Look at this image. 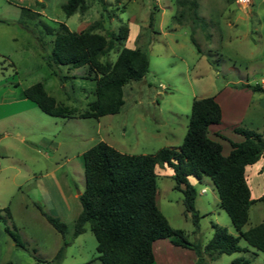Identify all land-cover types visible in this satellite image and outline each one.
Returning a JSON list of instances; mask_svg holds the SVG:
<instances>
[{
	"label": "rangeland",
	"instance_id": "obj_1",
	"mask_svg": "<svg viewBox=\"0 0 264 264\" xmlns=\"http://www.w3.org/2000/svg\"><path fill=\"white\" fill-rule=\"evenodd\" d=\"M65 1L0 0V103L40 82L56 103L72 111V117L62 118L32 104L27 108L14 103L6 108L8 116L0 118V264H101L87 225L80 234L71 235L80 210L77 194L84 186L81 154L98 141L128 154L177 147L191 100L204 96H212L222 113L219 133L225 139L216 137L222 154L229 149L228 140H238L233 138L236 134H227L225 126L230 122L260 133L264 140V93L245 86L264 78V0H196L197 17L176 0H85L83 11L65 17L61 11ZM59 23L71 31L91 26L101 34L126 25V39L115 42L101 61L113 62L121 46L147 55L144 76L122 86L117 112L98 118L77 116L94 99V76L85 65H47ZM154 170L155 204L186 240L206 244L213 225L237 235L208 176L189 179L196 192L194 227L184 210L182 192L173 187L171 169L163 165ZM244 174L251 198L260 196L264 156L246 166ZM38 208L66 224L63 235ZM260 222H264L262 203L254 200L241 230ZM7 230L17 236L21 247ZM237 244L241 250L220 254L208 264H231L234 258L264 264L262 252L242 238ZM60 246L62 255L55 261ZM151 250L153 263L185 264L194 257L192 250L171 244L169 238L155 240Z\"/></svg>",
	"mask_w": 264,
	"mask_h": 264
},
{
	"label": "trees",
	"instance_id": "obj_2",
	"mask_svg": "<svg viewBox=\"0 0 264 264\" xmlns=\"http://www.w3.org/2000/svg\"><path fill=\"white\" fill-rule=\"evenodd\" d=\"M176 3L187 4L191 15L197 17L196 0H176ZM85 7V0H66L61 4V11L67 17L76 11H83ZM152 19L150 12L149 25ZM44 30L51 33L48 27L44 26ZM127 34L126 25H119L116 32L107 30L101 34L93 31L91 26L71 31L64 23H59L58 30L53 33L52 47L46 56L47 65H85L94 76V99L87 104L85 111L77 114L78 117L98 118L117 112L122 103V86L130 80H140L147 71V55L138 48L121 46L113 62L100 60L115 46V42L124 41ZM245 86L264 93V88L258 83ZM22 94L47 115L72 117V111L56 103L40 82L27 86ZM220 117V107L212 96L193 98L186 130L177 147L128 154L98 141L84 150V186L77 194L80 210L73 220L71 235L80 234L87 225L95 239L96 258L101 264H150L153 261L151 244L161 238H169L171 244L192 250L193 264H208L220 254L241 250L238 238L264 254V222L241 230L252 201L262 203L264 214V176L261 195L252 199L244 174L245 167L262 155L264 140L260 133L236 126L232 131L240 135L241 140H228L229 150L222 154L221 144L208 136V126L219 123ZM214 135L225 139L219 133ZM163 165L171 169L173 187L182 192L184 210L190 214L194 227H197L198 220L193 206L196 192L188 177L199 181L205 175L211 180L219 207L227 214L237 235H230L224 228L213 225L209 240L200 245L186 240L180 230L172 228L155 204L154 167ZM40 212L52 228L63 235L66 224ZM7 232L14 244L21 247L17 236ZM61 255L62 246L53 259L58 261ZM240 263L246 264L247 260L234 258L231 261V264Z\"/></svg>",
	"mask_w": 264,
	"mask_h": 264
},
{
	"label": "crops",
	"instance_id": "obj_3",
	"mask_svg": "<svg viewBox=\"0 0 264 264\" xmlns=\"http://www.w3.org/2000/svg\"><path fill=\"white\" fill-rule=\"evenodd\" d=\"M259 81V80H258ZM257 81V82H258ZM21 104V105H23V106H25V107H27V108H29L30 106H34L35 104L32 102V101H30L29 99H27V98H25L24 96H23V94H22V91H21V94L18 96V97H15V98H12L11 100H9V101H2L1 103H0V108H1V110H0V118L1 117H3V116H8V112H7V110L8 109H6L7 108V106L8 105H10V104ZM30 104H32V105H30ZM36 106V105H35ZM62 118H67V117H62ZM222 120H223V117H222V113H221V117H220V121H219V123H217V124H214V125H209V128H208V136L210 137V138H212L213 140H216V141H218L219 143H220V141L219 140H217L216 139V137L218 138V139H220V140H223V139H221V138H219L218 136H215L214 135V133L216 132V133H219V129H223L221 126H222ZM236 122H230L229 124H228V126H225V128L228 130V135L230 136L231 134L232 135H234V134H236V133H234L233 131H232V128L233 127H236V125L237 124H235ZM209 132L210 133H212L211 135L212 136H210L209 135ZM234 133V134H233ZM220 134V133H219ZM222 135V134H221ZM237 136H235V137H233L234 139H238L237 141H239V140H241V136L240 135H238V134H236ZM221 142H223V141H221ZM221 144V143H220ZM229 150V149H228ZM228 152V151H227ZM222 153V152H221ZM226 154V153H225ZM81 156H82V154H81ZM258 161V160H257ZM83 163V162H82ZM255 163V162H254ZM253 163V164H254ZM252 165V164H251ZM248 166V165H247ZM154 169H155V167H154ZM245 170V169H244ZM155 171V170H154ZM189 179H193L192 177H188V180ZM246 179V178H245ZM249 193H250V190H249ZM258 197V196H257ZM256 197V198H257ZM250 198H251V194H250ZM256 198H252V199H256ZM154 242V241H153ZM154 257H153V261L150 263V264H168L167 262H157V263H153L154 262ZM193 261H194V257L193 258H189V260H188V262L187 263H185V264H193Z\"/></svg>",
	"mask_w": 264,
	"mask_h": 264
},
{
	"label": "built area",
	"instance_id": "obj_4",
	"mask_svg": "<svg viewBox=\"0 0 264 264\" xmlns=\"http://www.w3.org/2000/svg\"><path fill=\"white\" fill-rule=\"evenodd\" d=\"M236 1L244 3L246 0H236ZM256 83H258L260 85V87L264 88V78H260L259 81ZM262 156H264V151L260 157H262Z\"/></svg>",
	"mask_w": 264,
	"mask_h": 264
}]
</instances>
